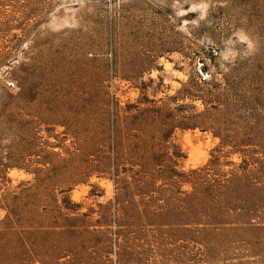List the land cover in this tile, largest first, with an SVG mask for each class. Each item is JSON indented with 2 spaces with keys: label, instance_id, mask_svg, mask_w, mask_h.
<instances>
[{
  "label": "rangeland",
  "instance_id": "rangeland-1",
  "mask_svg": "<svg viewBox=\"0 0 264 264\" xmlns=\"http://www.w3.org/2000/svg\"><path fill=\"white\" fill-rule=\"evenodd\" d=\"M0 264H264V0H0Z\"/></svg>",
  "mask_w": 264,
  "mask_h": 264
}]
</instances>
